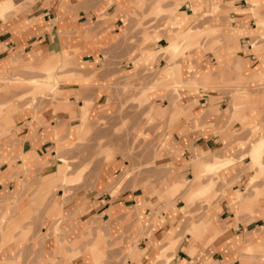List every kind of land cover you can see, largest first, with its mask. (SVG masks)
<instances>
[{
  "label": "crops",
  "instance_id": "1",
  "mask_svg": "<svg viewBox=\"0 0 264 264\" xmlns=\"http://www.w3.org/2000/svg\"><path fill=\"white\" fill-rule=\"evenodd\" d=\"M148 1L0 0V264H91L96 246L86 249L94 227L110 234L111 242H124L130 254L126 264H264L263 209L255 204L250 219L233 213L255 203L253 192L264 199V176H256L257 167L250 168L247 155L239 159L254 174L237 175L244 166L233 162L215 172L217 181L227 184L229 196L200 214L198 223L187 222L190 232L207 229V245L185 236L175 244V253L165 252L167 259H162L184 224L179 201L170 199L182 187L185 205L205 194L215 183L213 178L200 182L199 176L207 174L205 164L232 158V151L243 149L247 135L257 138L264 133V49L252 51L248 43L255 33L264 32V10L253 17L244 0H187L193 17L213 13L202 29L188 24L180 28L187 16L169 11L171 28L161 52L174 51L170 45L177 42L176 53L182 54L198 35L209 37L216 29L228 41L212 51H187L166 67L160 82L148 87L157 93L170 86L180 99H155L160 105L148 113L143 129L151 142L145 152H151L152 141L163 135L159 165L167 169L168 178L157 184L122 173L125 163L114 158L96 172L90 189L80 185L61 201L59 185L76 180L79 173L61 165V156L54 158L55 147L83 140L91 121L104 111L106 95L95 92L87 79L93 71L103 72L105 54L116 63L133 50L130 38L139 40L140 28L132 15ZM151 4L148 10L154 5L162 8L160 0ZM260 7L264 9V2ZM147 40L154 47L164 38L158 29L148 33ZM158 62L159 68L165 65L163 58ZM214 74H222L225 83L239 82L244 91L216 98L218 92L198 87L214 80ZM48 77L64 81L57 84L59 96L42 100L47 105L39 109L27 105L29 99L23 95L28 87L13 85L14 80L46 83ZM87 104L83 119L81 109ZM251 150L252 146L246 152ZM190 171L192 177L184 178ZM243 177L246 188H256L244 196L235 188ZM185 179L192 180L187 184Z\"/></svg>",
  "mask_w": 264,
  "mask_h": 264
},
{
  "label": "rangeland",
  "instance_id": "2",
  "mask_svg": "<svg viewBox=\"0 0 264 264\" xmlns=\"http://www.w3.org/2000/svg\"><path fill=\"white\" fill-rule=\"evenodd\" d=\"M177 1L180 3L176 7H173L174 2ZM244 1L250 7V12L253 17L258 16L260 10H264L260 7L264 0H256V3L253 6L252 2L248 0ZM151 2L152 0L146 2L144 7H142L143 5L138 8L136 7L137 11L132 15L137 17L135 27L140 28L139 40L135 41L133 37L130 38V42L135 43L133 50L127 51L126 55L117 59L116 63L112 62V58L105 54L100 68L103 72L101 73L98 71L97 73L93 71L89 74L87 80L89 84H93L94 91L106 95V106L104 111L95 120L91 121L83 140L78 139L67 145H56L55 147L56 151L54 158H57V155L61 156V165H68L71 173H79V177L76 180L66 183L67 185H59V188L62 191L61 201L62 199L64 200L73 195L76 188L80 187V185L85 189H90L94 184L96 172L102 167V165L114 158L125 163V165H122V173H131L132 175L140 177L145 176L146 179H150L152 183L157 184H160L164 179L168 178L166 172L167 169L161 168L159 165V159L161 157L160 149L164 141L163 135H158L157 138L152 141L151 152H145L143 148L149 141H146L148 136L144 134L145 132H143V129L147 123L145 118L148 116V113L155 111V107L160 105V103L155 104V99H167L171 103H180V99L177 91L170 86L163 88V91L161 90L157 93H155V91L151 92L148 87L160 82L165 76V72L167 71L166 67L172 63L174 65V62H176L178 58L185 57L187 51H212L224 44L226 40L224 36L222 37L220 30L216 29V33L212 36L205 37L203 35H198L196 43L190 47L188 46V48H186L187 51L182 54L179 52L176 53L177 49L174 51L165 50L164 52L168 54L161 52L159 47L166 43L165 36L167 34V29L170 32L171 28L169 27L170 22L167 25L170 10L172 14H174L175 11H183L187 16L185 23L181 25L180 28L188 24L191 27L202 29L207 25L209 17L212 16L213 13L204 12L199 16L193 17L191 14L190 3H188L187 0H160L162 8L158 5H154V7L148 10V7L152 5ZM184 5H186V7ZM199 18H201V20H199ZM225 19L226 21L230 20L226 15ZM158 29L161 32L164 41L156 43L153 47V45H149L147 35ZM171 31H174V28H172ZM255 34L256 37L253 36L248 43L251 44L252 51L263 50L264 32L261 31ZM237 37H234L235 41H237ZM145 43L146 45L143 46ZM160 58L165 60V65L162 68L158 67V60ZM114 64H117L116 67L118 69L115 68V70H113ZM124 66H130V68H128L129 70H127V68V71L124 70ZM99 74H102V77H99ZM215 75L216 74L211 76L214 80L205 83L204 85L198 84V87L205 90V92H210L211 90L218 92L219 95L216 98L222 97L225 92H228V94L233 97L236 92L241 90L244 91V89L239 86V82L225 83L224 81H221L222 74H219L218 76ZM54 77L46 78V81H48L46 83L41 82L40 80L32 81L30 82L31 85L21 80H14L13 85H17L18 88L28 87L29 91H25L23 95L27 96L29 99L27 105L39 109L47 105V103H44L42 100L47 99V101H53L55 100V97L59 96L57 84L59 80L64 81V78L58 77L54 79ZM229 85H232V87ZM261 89H264V87H261ZM84 106H86L87 109L88 104ZM236 119L240 123H244L242 122V119L237 117V115ZM261 137H264V133H261L257 138H255L254 134L247 135V139L243 142V149L240 148L237 151H232L230 155L232 158H229V162L226 165L208 171L206 172L207 174L202 173L203 175L199 176L201 183H205L211 178H213V181L215 182L213 187L205 194L194 197L193 200L187 202L185 205L186 202L182 196L184 189L182 187L180 194L174 195L173 198L170 199L171 203H176V200L179 201L178 205H181L179 211L183 217L184 224L180 226V231L174 234V246L168 247L164 250L162 256L163 260L167 259L165 257V252H168V256L175 253L177 246H175V244H178L185 236L186 238L193 237L194 240H200L204 245H207L209 241V238L207 237V229L203 230V232H190L186 230L185 227L188 221L198 223L201 218V216H199L200 214L204 213V211L213 204L217 205L218 202L229 196V194L227 195V192L229 191L227 184L224 182L220 183L219 180L217 181L215 172L232 162L234 163V166H244L246 163L244 160H240L239 156L241 155L240 157L242 158L247 155L250 157L251 161L250 168L257 167L256 176H264V149L261 155V161H263V163L260 164V166L253 162L251 158L252 152H246L251 146L253 148L255 144H257V140ZM253 138L254 140L249 144V140ZM262 148H264V144H262ZM246 159L248 160V158ZM244 168L245 166L242 167L241 170L238 168L237 175L240 171L248 172L251 176L254 174V170L249 169L246 171ZM145 173L147 174L145 175ZM190 173L191 175L188 174V176L184 178H191L193 173L191 171ZM191 180L192 179H185L184 182L188 184ZM261 183L262 181L258 180L256 184L257 186H261ZM70 184L76 185L69 186ZM246 184V177H243L240 181L236 182L235 188L239 189L243 196L253 189V186L246 188ZM255 189L256 188L253 190ZM253 195L252 200L255 201L253 205L246 209L239 208V210L233 213L240 214L243 216L241 217L243 219H250L255 204H258L263 209L264 216L263 195L255 192H253ZM176 197L178 199H176ZM94 228L96 229L95 232L89 231L88 233V246L86 249L89 250L92 245L96 246V251L94 252L96 254L95 262L91 264H126L125 259H127L130 254L129 249H125L122 246L124 242H122V240L119 242H111L112 237L110 234L107 235L104 233L103 235V232L99 230V227ZM123 237L124 233H120V238ZM124 238L127 239V235H125ZM138 239L139 237L136 238V240Z\"/></svg>",
  "mask_w": 264,
  "mask_h": 264
},
{
  "label": "bare ground",
  "instance_id": "3",
  "mask_svg": "<svg viewBox=\"0 0 264 264\" xmlns=\"http://www.w3.org/2000/svg\"><path fill=\"white\" fill-rule=\"evenodd\" d=\"M177 45L178 43L177 42H172V44L170 45V48L172 50H176L177 49ZM87 109H86V106H83L82 109H81V113H82V117L83 119L86 117L87 115ZM262 144H264V138H261L257 141V144H255V146L252 148V150L250 151L251 153V158L253 160V162L257 165L260 166V164H262V161H261V155H262V151L264 148H262ZM229 162V159H219V158H215L213 160L212 163H209L207 162L205 164V168H206V172L208 171H212L214 169H218V168H221L223 167L224 165H226L227 163ZM66 182V180H65ZM194 197V196H193ZM192 198V197H191Z\"/></svg>",
  "mask_w": 264,
  "mask_h": 264
}]
</instances>
